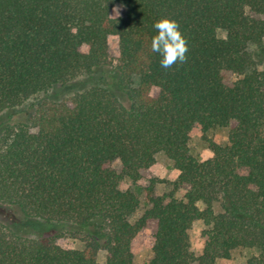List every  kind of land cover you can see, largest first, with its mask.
<instances>
[{
	"label": "trees",
	"instance_id": "16d2710c",
	"mask_svg": "<svg viewBox=\"0 0 264 264\" xmlns=\"http://www.w3.org/2000/svg\"><path fill=\"white\" fill-rule=\"evenodd\" d=\"M162 18L188 48L169 68L151 50ZM263 62L264 0H0V264H101L99 252L132 264L152 222L148 264H216L237 249L264 264ZM226 72L238 79L225 83ZM196 126L227 129V142L192 155ZM159 153L187 189L167 199L151 183L135 217L138 196L120 183L135 184ZM63 236L82 248L62 249Z\"/></svg>",
	"mask_w": 264,
	"mask_h": 264
},
{
	"label": "rangeland",
	"instance_id": "374dc122",
	"mask_svg": "<svg viewBox=\"0 0 264 264\" xmlns=\"http://www.w3.org/2000/svg\"><path fill=\"white\" fill-rule=\"evenodd\" d=\"M119 14L121 9L117 6ZM220 39L225 38V32L218 30L216 33ZM108 55L111 62L115 63L118 58L117 38L110 36L107 40ZM248 51H253V48L249 46ZM259 70H264V62L257 67ZM238 79V76L229 72L224 73L225 83H231ZM138 83V79L133 77L132 85L135 87ZM228 131L225 128H213L203 134L198 126L194 127L189 135L188 147L190 153L200 159L211 157L212 153L208 148L207 140L218 144L224 145L227 142ZM111 168L120 173L121 165L118 161L111 163ZM244 173V171H240ZM178 172L173 167V164L162 154L159 153L155 156V162L148 169L141 172V178L135 183H131L128 180H123L120 183L121 190H130L134 192L140 201L139 209L137 210L135 217H138L143 209L147 207L145 201L144 189L151 183H154L153 195L155 197L165 196L181 198L187 187L182 186L179 189H175V183L177 182ZM201 222H194L188 231L190 252L194 258H197L201 254L203 246V238L201 237V231L203 230ZM155 233V223L152 222L144 228L137 241L131 246V252L133 255L132 264H148L152 258V245L153 235ZM56 244L65 250H80L82 248V242L79 239L71 238L69 236H63L56 241ZM256 252L247 249H237L231 252L229 260H221L216 264H245L247 259L255 255ZM97 261L101 264L105 262V253L99 252ZM196 264V263H194Z\"/></svg>",
	"mask_w": 264,
	"mask_h": 264
},
{
	"label": "clouds",
	"instance_id": "9594fccd",
	"mask_svg": "<svg viewBox=\"0 0 264 264\" xmlns=\"http://www.w3.org/2000/svg\"><path fill=\"white\" fill-rule=\"evenodd\" d=\"M116 14L119 15L118 10ZM153 27L157 30V35L152 37L151 50L161 57L160 66L169 68L176 62L184 63L188 48L179 25L174 20L162 18Z\"/></svg>",
	"mask_w": 264,
	"mask_h": 264
}]
</instances>
